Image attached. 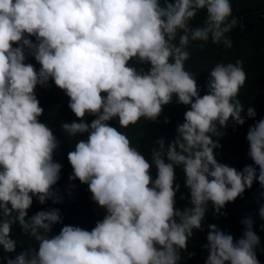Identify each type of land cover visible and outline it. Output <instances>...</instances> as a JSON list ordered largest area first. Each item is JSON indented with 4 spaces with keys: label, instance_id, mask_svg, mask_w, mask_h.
<instances>
[{
    "label": "clouds",
    "instance_id": "1",
    "mask_svg": "<svg viewBox=\"0 0 264 264\" xmlns=\"http://www.w3.org/2000/svg\"><path fill=\"white\" fill-rule=\"evenodd\" d=\"M201 11L202 24L191 26ZM241 24L231 0H0V246L2 253L16 252L14 225L35 241L14 257L0 254V261L182 264L196 255L189 241L194 231H205L209 205L214 218L227 216L222 209L255 182L264 189V118L255 119L254 106L245 113L239 99L244 62L216 63L203 85L185 67L192 42L230 49L227 34ZM53 84L76 118L60 125L78 137L67 152L68 187L77 180L87 185L104 212L91 229L63 223L56 207L28 215L34 200L63 202L61 140L40 120L45 109L37 96L38 86ZM173 101L187 106L183 122L167 146L164 137L155 141L149 158L121 129L142 119L158 122ZM248 119L255 121L245 136L253 163L237 169L217 158L219 139L230 123L235 129ZM177 193L187 201L183 207ZM258 214L264 219V205ZM241 223L239 238L207 224L204 264H261L253 220Z\"/></svg>",
    "mask_w": 264,
    "mask_h": 264
},
{
    "label": "trees",
    "instance_id": "2",
    "mask_svg": "<svg viewBox=\"0 0 264 264\" xmlns=\"http://www.w3.org/2000/svg\"><path fill=\"white\" fill-rule=\"evenodd\" d=\"M233 6V15L239 17L242 24L227 35L233 41V47L227 49L221 43L213 44L211 40L204 45V48H199L202 42L194 41L189 46V51L192 53L191 58L185 63L186 69L199 73L198 83L203 85L207 79L208 70L218 62L235 63L237 59L242 60L243 68L247 73L245 85L240 89L239 99L245 106V113L248 106H254L257 112L256 120L264 118V0H231ZM205 18V11L197 14V17L192 20L191 26L196 27L202 24ZM30 62L36 64L34 58H30ZM39 68V65L36 64ZM201 94H204V89H201ZM37 96L41 105L44 107V114L40 117L42 122H47L52 126L58 139L61 140L60 148L57 150L56 159L63 164L61 179L57 187L60 189V195L63 197V202L52 204L51 200L45 205L39 204L34 200V203L29 210L28 215L31 216L38 210L47 207H56L61 210L63 215V223L80 225L91 229L94 222L100 219L104 212L90 199V192L87 185L81 184L78 180L75 181L76 187L69 189L70 183L68 177L72 172L71 166L67 160V152L73 148L78 137H70L60 129L62 122H71L76 119L71 110L67 107L68 97L53 84L51 88L45 89L37 87ZM187 106L177 104L173 101L172 104L164 107V112L158 122H146L141 120L138 124L130 126L126 131L134 146L140 147L146 156L150 158V149L154 146L155 141L161 137L165 138L167 146L175 135V128L178 123L183 122V113ZM168 117L170 123H164V118ZM94 117L87 116L86 119L90 122ZM255 121L248 119L242 126H235L230 123L225 129L226 135L219 139L221 148L217 149L218 159L221 162H226L237 169H242L246 164L253 163L247 156L248 141L245 139L247 130ZM113 126H117V121L111 122ZM223 131V130H221ZM83 138V134L81 135ZM214 139H216L214 137ZM155 176V168L152 170ZM177 182L181 184V192L187 193V189L183 187L184 177L182 171L177 168ZM69 191L72 192L69 195ZM180 193H177V207H183L187 201L179 199ZM261 205H264V189L259 186L258 182L253 184L251 189L245 191L243 198H237L235 202L228 203L222 211L227 213V216L214 218L213 210L209 205V211L206 214L205 231H194L193 238L189 241L188 251H195L196 255L182 264H204V259L207 255L206 250L202 248L206 241L207 224L214 223L218 227L233 234L234 238H239L246 225L241 223L246 218L253 220V230L260 237V245L257 249V256L261 264H264V229L261 225L264 224V219H261L258 210ZM61 224H57L53 228V232L58 233ZM13 238L17 240V248L15 253H2L0 246V254L15 256L22 250V247H27L28 243L35 244L34 240L21 234L19 225L13 226ZM184 255V253H182ZM0 264L4 262L0 261Z\"/></svg>",
    "mask_w": 264,
    "mask_h": 264
}]
</instances>
